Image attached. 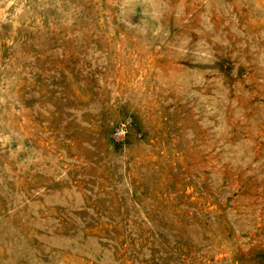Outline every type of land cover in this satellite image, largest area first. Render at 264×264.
Segmentation results:
<instances>
[{
	"label": "rangeland",
	"instance_id": "1",
	"mask_svg": "<svg viewBox=\"0 0 264 264\" xmlns=\"http://www.w3.org/2000/svg\"><path fill=\"white\" fill-rule=\"evenodd\" d=\"M0 264H264V0H0Z\"/></svg>",
	"mask_w": 264,
	"mask_h": 264
},
{
	"label": "built area",
	"instance_id": "2",
	"mask_svg": "<svg viewBox=\"0 0 264 264\" xmlns=\"http://www.w3.org/2000/svg\"><path fill=\"white\" fill-rule=\"evenodd\" d=\"M126 133V128L124 126H121L120 128L117 129L116 131V136L122 137Z\"/></svg>",
	"mask_w": 264,
	"mask_h": 264
}]
</instances>
